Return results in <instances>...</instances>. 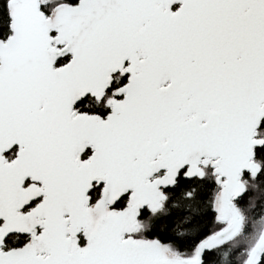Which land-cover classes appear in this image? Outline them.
I'll list each match as a JSON object with an SVG mask.
<instances>
[{"label":"snow or ice","instance_id":"snow-or-ice-1","mask_svg":"<svg viewBox=\"0 0 264 264\" xmlns=\"http://www.w3.org/2000/svg\"><path fill=\"white\" fill-rule=\"evenodd\" d=\"M0 264H264V0H0Z\"/></svg>","mask_w":264,"mask_h":264}]
</instances>
